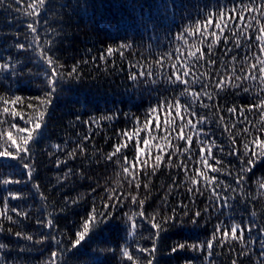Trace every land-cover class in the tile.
I'll return each mask as SVG.
<instances>
[{
	"label": "trees",
	"instance_id": "1",
	"mask_svg": "<svg viewBox=\"0 0 264 264\" xmlns=\"http://www.w3.org/2000/svg\"><path fill=\"white\" fill-rule=\"evenodd\" d=\"M253 2L257 9L244 11L241 22L237 10ZM36 3L4 0L0 4V65L9 64L7 69L0 68V97L21 98L7 105L19 113L15 117L3 113L5 105L0 101V151L15 153L6 134L11 132L22 146L21 138L28 133L18 128H31L29 121L35 123L38 112L45 110L43 101L51 92L48 77L53 71L45 51L59 65L55 70L60 73L43 131L30 142V153H21L23 159L0 158V213H5L0 215V244L6 246L0 249V264H53V259L55 264H131L122 254L125 248L140 264L148 259L153 264H264V188L260 187L264 156L251 155L252 150L258 151L251 141L257 136L264 139L260 131L264 109L255 107L264 99V83L259 78V67L264 65L251 68L257 59L264 61L256 39L261 25L255 19L264 24L259 0H46L38 13L28 7ZM221 12V22L228 21L223 34L215 27ZM249 23L251 27H245ZM29 24L36 27V34ZM212 32L221 39L210 53ZM19 44L25 48H18ZM108 48L113 49L112 55L107 54ZM197 48L205 59L189 55L199 56ZM209 56L215 64L207 62ZM74 67L77 72L70 77ZM184 68L189 70L188 77L183 76ZM134 74L137 78L130 79ZM253 74L257 79L250 78ZM176 75L188 83H173ZM222 77L225 87L221 90L216 83ZM196 78L200 83H193ZM185 87L200 94V99L192 103L187 93L181 95ZM176 100L189 104L196 117L177 116ZM166 102L173 107L168 108ZM229 108L236 111L229 112ZM201 116L204 123L196 129L185 127L181 133V124L197 123ZM137 129L139 146L144 149L139 161ZM180 135L193 137L189 152L183 151L189 145ZM143 138L150 141L147 148ZM124 143L129 146L108 160L115 146ZM201 146L205 158L207 148L212 147L208 163L218 172L205 168ZM156 155L163 159L154 170ZM248 159L254 163L246 164ZM242 160L250 171L238 185ZM25 163L31 167V178ZM124 166L138 174L139 187L124 173ZM197 170L215 177L213 184L197 176ZM5 179L13 182L4 184ZM90 215L98 223L84 246L72 249L76 232L83 230ZM152 217L161 225L159 230L151 227ZM49 219L53 221L50 227L45 226ZM233 224L240 225L243 242L231 240ZM217 226L221 232L228 231V238L217 233ZM209 240L214 245L211 249ZM153 242L154 254L138 251L151 249ZM181 244L185 247H178ZM191 245L201 247L193 250Z\"/></svg>",
	"mask_w": 264,
	"mask_h": 264
},
{
	"label": "snow or ice",
	"instance_id": "2",
	"mask_svg": "<svg viewBox=\"0 0 264 264\" xmlns=\"http://www.w3.org/2000/svg\"><path fill=\"white\" fill-rule=\"evenodd\" d=\"M3 3H4V0H0V4H3ZM17 3H19V0H17ZM45 3H46V0H38V3H36L35 5L29 4L28 7L32 8L34 12H37L38 13L43 8V6L45 5ZM259 7L264 8V0H259ZM256 9H257V5L253 2L252 5L244 6L241 9L237 10L238 13H239V20L241 22H243L245 20V17L242 14L244 11L252 12V11H255ZM31 14L32 13H29V15H31ZM223 16H224V13L221 12L220 13L221 19L220 20H217L216 25H215L216 29H218L221 34H223V32L225 31V29L228 27V21H223V23L221 22L223 20ZM255 22H256V24L261 25L260 26V29H259L260 35H257L256 36V39H257V41L260 42V45H261L260 52L261 53H264V24H261L260 19H255ZM209 23H211V21H209ZM245 27H251V23L245 25ZM28 28L31 30V32L33 34H36L37 33V29H36V27L33 24H29L28 25ZM196 30L198 32L200 31L199 25L197 26V29ZM205 31H207V26L205 27ZM188 34L189 35H192L191 32H189ZM201 35H203V33H201ZM211 35L213 37V40H212V43L211 44H208V49H209V52L210 53L212 52L213 46L216 45V43L221 39V36H218L215 32H212ZM239 35H244V33H239ZM34 39H35V37H34ZM224 41H225V43H227L228 42V37L225 36L224 37ZM236 46L237 47L240 46V41L239 40H237ZM17 47L20 48V49H24L25 48V45L19 44V45H17ZM123 47H125V45H121V48H123ZM196 51L197 52H200V49L197 48ZM112 53H113V49L112 48H108L107 49V54L108 55H112ZM212 54L214 55V53H212ZM43 55H44V57L46 59V63L53 69V71L51 72V74L48 77V86L51 89V92H49V93L46 94V97H45V99L43 101V105H44V109L45 110L38 112V116L36 118L35 123H32V121H29V123L32 124V127L31 128H28V127L18 128V131L19 132H21V133L27 132L28 133L27 136L21 138L22 146L17 144V141L13 138V135H12L11 132H8L6 134L8 140L11 141V144L13 146H15L16 151H15V153H13L11 151H8V150L0 151V158L10 157L13 160H15V159H23V156L21 155V153H24V154L30 153V147H29L30 142H35L37 136L40 135L42 133V131H43L42 126L45 125V116H46L47 107L51 103L50 97H51V94L56 91V87H55V85L57 83V79L56 78L59 77V75H60V73L55 70L57 67H59V65H57L55 63V61L51 57H49L47 55V51H45L43 53ZM189 55L195 57L197 60H203V59H205V54L203 52H200V55L199 56H196V53L195 52H190ZM103 58H104L103 56L100 57V59H103ZM245 59H247V57H245ZM207 62L210 63V64H215L216 63V60L211 59V56H209L207 58ZM257 64L264 65V61L257 59V63L256 64H252L251 65V68L252 69H256ZM8 67H9V64H7V63L0 65V68L7 69ZM181 67H183V65ZM173 68L176 69V66L173 65ZM176 71H179V69H176ZM76 72H77V69L74 67L71 70V72H69L68 75L71 77L74 74H76ZM259 73H260V77H259L260 78V81H261V83H264V66H260L259 67ZM173 74L175 75V72ZM141 75H143V74L141 73ZM183 76L184 77H188L189 76V70L187 68H184ZM129 78L132 79V80H135L137 78V76L134 74V75H131ZM248 78H249L248 76L243 77V79H248ZM250 78L253 79V80H255V79H257V76L255 74H253ZM235 79L239 80V79H241V77H235ZM176 81H179L180 83H183V84H187L188 83L187 80H182L179 75H176V80L175 81H172V82L175 83ZM193 83H200V79L199 78H196L195 80H193ZM231 86L232 87H239V85H236V84H231ZM202 87H205L206 88V87H208V84H204V85H202ZM216 87L218 89H221V90L225 87V80L223 79V77L219 80V82L216 83ZM244 91L247 92L248 90L245 88ZM185 93H187L188 96H190V97L193 98L192 103H195L196 100H199L200 99V94H198L197 92H194V91L190 92L187 87H185V89L181 93V95H184ZM203 94L205 96H207L208 99H212V95H210L209 93L204 92ZM20 99L21 98L19 96H16L11 101H9L6 98L0 97V101H2L3 104L5 105V107H3V109H2L3 113L4 114H10L13 117L17 116L19 113H17V111L15 109H11L10 110L9 107H7V105L9 103L16 104V102L17 101H20ZM166 103H167L168 108H172L173 107V104L171 102H166ZM201 106L204 107V108H208L209 107V105H207V104H203ZM174 107H175L176 115L177 116H182L183 114H188V115H191L193 117H196V112L189 110L190 109V105L189 104H181V102L179 100H176ZM255 107L257 109H264V99H261L260 102L255 105ZM152 111L155 112L156 109H153ZM228 111L229 112H235L236 110L234 108H229ZM241 111H243V110H241ZM261 116L264 117V111H261ZM221 120H223V117H221ZM204 122H205V117H203V116H201V117H199L197 119V123H193L192 120H188L186 125L181 124V133L184 132L185 127H189L190 126L191 129H196L198 123H204ZM11 127L12 128H17V125L12 124ZM139 131L140 130L137 129V146L135 148L137 161H139V158H140L141 154L144 151V149H142L139 146V140L141 139L139 137V135H138L139 134ZM226 131H230V130L229 129H226ZM244 131L245 132H248L247 129H245ZM260 131H264V126L261 127ZM122 135L125 136V137H129V133L128 132H124ZM130 139H131V137H129V140ZM153 139H155V137H153ZM180 139L186 140V142L188 143L189 147L188 148H184L183 151L184 152H189L191 150L190 146L192 144L193 137L190 136V135L189 136L180 135ZM197 141L201 145L204 144L203 141H199V133H197ZM233 143H235V141H233ZM143 144H144L145 148H147V146L150 144L149 139L148 138H143ZM251 144L255 145V148L258 149V151H256V150H252L251 151V155L253 157L264 156V139H262L261 137L257 136V137H255L251 141ZM128 146H129L128 143L117 144L115 146L114 152L109 153L108 156H107V159L108 160H112V158L114 156H116L117 154L121 153L122 152V149L127 148ZM156 147L159 148L160 146L159 145H156ZM244 148L246 150H248L250 148V145L248 143H246L244 145ZM84 150H85L84 148H82V147L80 148V151L81 152H83ZM199 152H200L201 158L204 160L205 168L211 169L212 172H218L219 169L213 167L212 165H210L208 163V159L213 158V150H212V147H208L207 148V158H205V147L204 146H201L199 148ZM74 154L75 153H69L70 156L71 155H74ZM244 155L245 156L249 155V152L246 151L244 153ZM162 159H163V156L162 155H156L155 156L156 164L153 166L154 167V170L155 169H158L159 167H161V161H162ZM124 160H125V164H128L129 163L128 158L126 156H125ZM59 163L60 162L58 161V164ZM169 163H171V156L170 155H169ZM216 163L217 164H220L221 161L220 160H217ZM253 163H254V160H252V159H248L246 161V164H253ZM23 167L25 169H28L27 175H28L29 178H31L32 172H31L30 165H28L27 163H25L23 165ZM123 171H124V173L132 176L133 179L137 181V185H136L137 187L140 186L139 185L138 174L137 175H133V173L129 171V167H127V166H124L123 167ZM248 171H250V169L245 166V162L242 160L241 168H240V174L238 176V179L236 180V183L238 185L245 182L244 173H246ZM197 176H204V178L206 179L207 183L210 186L213 184V181L216 179L215 177H208L206 175V173H202L199 170H197ZM12 182L13 181H9L7 179L3 180V183L4 184H9V183H12ZM15 182L16 183H19V181H15ZM191 183L193 185H195V184H197V180L196 179H192ZM148 186H149L148 184H145L144 185L145 188H148ZM260 187L261 188H264V183H261L260 184ZM189 191H192V189H189ZM197 191H199V190H197ZM12 198L13 199H16L17 197L13 196ZM132 200H133V202H136L137 197L136 196H133L132 197ZM139 204H140L141 207H143L144 201L143 200H140L139 201ZM5 208H7V204H5ZM13 211H15V209H13ZM185 214H187V213H185ZM0 215H5V213H0ZM139 215L141 217H145L147 219V217L145 216V213L144 212H140ZM195 215L196 216H199L200 215V212L197 211L195 213ZM106 216H107V214H105V217ZM6 218L9 219V220L12 219L11 216H7ZM129 219L131 220L132 217H129ZM168 219L171 220L172 217H169ZM97 223H98V221L96 220L95 215H90L87 218V220L83 224V230L76 232V237H75L74 241L72 242V249H79V248H82L84 246V243L87 241V239L90 236V233L93 230V226L95 224H97ZM52 225H53V221L51 219L47 220V223H46L45 226H49L50 227ZM131 227L132 228H135L136 227V224L133 223L131 225ZM151 227L154 228V229H157V230L160 229L161 225L158 222H156V217H152L151 218ZM216 231H217V233H220L225 239L228 238V236H229L228 231L227 230H224L223 232H221V229H220L219 226H217V230ZM238 231H240V235L239 236L237 235V232ZM17 235L19 236L20 233H17ZM243 237H244V233H243L242 230H240V225L233 224L231 226V240L232 241L240 240L241 242H243ZM24 238L27 239V240H31L32 239L31 236H25ZM214 239H215V237H214ZM220 242L221 243H224L225 240H221ZM213 246H214L213 245V241L212 240H209L207 242V247L209 249H211ZM5 247L6 246L4 244H0V249H3ZM178 247L184 248L185 245L181 244ZM191 247L193 248V250H196V249L200 248L201 246L200 245H191ZM138 251L139 252L148 253L149 255L154 254L155 251H156L155 242H153V247L151 249H148V248H140V249H138ZM173 251H176V249L173 248ZM122 254H123V256L128 261L131 262V264H140V262L138 261V259L134 258V256L132 254H130V252L128 251L127 248H125V249L122 250ZM56 256H57V253L53 252L52 253V257L55 258ZM53 264H55V259H53ZM146 264H153V260L152 259H148L146 261ZM233 264H235V262H233Z\"/></svg>",
	"mask_w": 264,
	"mask_h": 264
}]
</instances>
